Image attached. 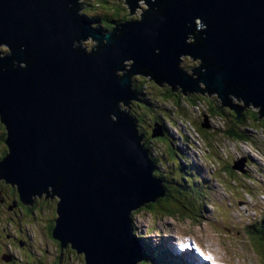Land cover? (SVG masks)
Here are the masks:
<instances>
[{
  "label": "water",
  "instance_id": "95a60500",
  "mask_svg": "<svg viewBox=\"0 0 264 264\" xmlns=\"http://www.w3.org/2000/svg\"><path fill=\"white\" fill-rule=\"evenodd\" d=\"M137 1L125 0L127 9ZM145 6L99 34L76 0H0L9 50L0 55V179L27 205L32 195L57 196L52 235L86 264L143 261L148 242L133 232L131 211L166 191L128 114L129 101L140 102L133 74L184 95L215 93L214 107L234 109L235 119L252 103L264 118V0ZM182 55L200 64L185 71Z\"/></svg>",
  "mask_w": 264,
  "mask_h": 264
},
{
  "label": "rangeland",
  "instance_id": "374dc122",
  "mask_svg": "<svg viewBox=\"0 0 264 264\" xmlns=\"http://www.w3.org/2000/svg\"><path fill=\"white\" fill-rule=\"evenodd\" d=\"M81 1L76 0V3L80 4ZM108 1L114 2L115 0ZM108 6L110 8L112 5L108 3L106 7ZM119 6L122 8V13H127L133 19H139V15L146 10L145 0H138L133 11H128L125 0H120ZM91 10L92 14H99L104 9L96 5ZM82 12L87 14L84 10ZM199 23L200 19L196 18V29L201 28ZM186 41L193 42V38L188 37ZM1 46L3 48L0 49H5L3 52L8 53V47ZM181 57L180 67L183 70V66H186L189 71L192 67H197L200 64L197 61L198 58L193 60L189 55ZM140 76L141 80L147 81V77ZM145 85L150 89L149 85ZM155 86L157 85L155 84ZM155 89L152 92H156ZM149 98L153 103L155 99L158 101L164 99L162 96L158 97L152 94L149 95ZM132 104L134 105L133 110L137 112L139 118L148 122V127L144 122H139L140 126L137 128L139 133V130L142 132L146 130L150 136L154 132L162 133L163 127L168 131L169 139L152 137L154 141L148 138L149 144L144 143L143 139L140 142L146 145L145 149L156 165L153 174L155 176V173L161 174L164 180L162 183L167 182L168 185L165 186V194L155 200L161 198L158 202H162L163 208H166L169 201L163 197L171 192L175 207L173 216L161 214L163 208L156 207L154 211L146 209L145 206L148 202L138 209H133L131 211V214L134 213L131 215L133 232L137 235H144L149 243H160L175 253L183 252L181 249L186 245V242L190 241L188 244L194 253L192 251L182 253L186 256L189 264H197L198 260L200 264H260L257 256L263 259L264 254L256 247L254 240L249 238L247 241L248 238L242 229L248 222L250 223L251 220L264 214V128L255 129L252 132L253 141L244 144L232 141L220 131L214 134L212 127L216 128L219 123L214 117L208 116L207 111L203 112L201 106L183 104L179 110H175L170 105L164 104L162 106L153 104L152 109H148L146 105L143 106L136 100H133ZM149 113H160L161 118L156 122L162 124L155 123ZM189 121L201 125L207 123L205 130L211 132L204 135L202 139H198ZM185 126L187 127L186 132L180 137L176 130L180 127L184 130ZM170 143L176 150V156L170 153ZM234 163L235 166L245 167V173L239 172L237 167V171L234 170L235 173L232 175L227 173V169ZM194 197L201 210L200 220L196 221L191 220V217L186 214L188 211L183 210L182 206L186 204L188 198ZM50 206L51 209L42 208L41 217L36 220L38 224L44 221V225H49L50 221L55 218L51 198ZM180 212H182L181 215ZM26 231L29 235L37 237L34 225H29ZM178 247L179 249H177ZM254 248L257 253L254 252ZM49 249L51 250L50 247ZM21 255V263L44 264L33 255L31 258L27 256V259L24 253L21 252ZM145 264L156 263L146 262Z\"/></svg>",
  "mask_w": 264,
  "mask_h": 264
},
{
  "label": "trees",
  "instance_id": "16d2710c",
  "mask_svg": "<svg viewBox=\"0 0 264 264\" xmlns=\"http://www.w3.org/2000/svg\"><path fill=\"white\" fill-rule=\"evenodd\" d=\"M108 3H110L112 5L110 8H109V6L106 7V5H108ZM119 4H120V0H115L114 2H109L108 0H82L79 5L81 6V8L84 6V9H82V11L84 10L87 14H89V15H87V14L86 15L89 16V18L93 19L94 28L97 31L107 33V32H112L115 27H119V24L122 23L123 21L131 19L127 13H122V10H121L122 8H121V6H119ZM96 5L102 7L104 10H101V13H99V14H94V13L92 14L93 11L91 9H92V7L93 8L96 7ZM128 11H129V9H128ZM0 51L3 52L4 50L0 49ZM197 61L200 62L199 60H197ZM183 68L185 71H187L186 66H183ZM193 68L194 67H192V69ZM150 80L151 81L141 80V76H139V75H134L133 79L131 80L132 87L137 92V96L140 98V101H141V102H139V101L138 102L141 103L143 106L146 105V107L148 109H152L153 104H156L158 106H160V105L162 106L163 104L164 105H170L175 110H179V107H182L183 104H186L188 106H195V105L201 106L203 112L207 111L208 116L214 117L217 120V122L219 123V126H216V128L214 125H213L214 127H212V129H213L212 132H214V134L220 131L221 134L227 136L232 141L243 142L244 144L249 143L250 141H253L252 140V136H253L252 132L255 129H258V127L264 128V118L258 117V110L253 109V107H249V108L246 107L241 112V116L238 119H235L237 117V113L234 112L233 110L227 108L226 106H222L218 110L214 107V105L216 107H218V104L215 101L217 99V96H216L217 94H215V93L211 94L209 96L206 92H203V94H201L199 91H197V93L194 91L192 93L189 92L186 95H184L180 91L179 92L171 91V87L168 86L166 83H163L162 84L163 86H159L152 79H150ZM145 84H147V86L149 85L150 89L146 88ZM155 84L157 86H155ZM155 87H157L158 90L155 89ZM153 89H155L156 92H152ZM150 94L156 95L158 97L162 96L164 99L162 101H158L155 99L154 103H153L152 100L149 98ZM133 107H134V105L132 106V108ZM163 110H165V109L163 108ZM159 114L149 113L151 119H153L155 121V123L162 124L161 122H156L158 119L161 118V116ZM189 124H190L191 128L196 132L198 139H202V137H204V135H207L209 132H211L209 130H205V126L201 125L200 123L197 124L193 121H189ZM139 131L142 132L141 130H139ZM151 131H152V128H151ZM162 131H163L161 133L162 135L154 136L153 138L165 139V137H166L167 139H169L167 129L165 127H163ZM144 132L146 133V130ZM5 136H6L5 126L3 125V123L0 120L1 156L2 155L4 156L6 154V151H7V147H6V143H5V139H4ZM148 138L152 139V135L151 134H150V136L148 135ZM147 144H149V143H147ZM170 146H171L169 149L170 153L174 154V156H176V150L174 149V147L172 146L171 143H170ZM153 166L156 169V165L154 164ZM227 170H228L227 173L229 172L230 175H232V173H235L234 170H236V169H234L233 167H230ZM155 174H156V176H158L159 179L164 181L163 176L161 174L160 175L157 173H155ZM164 185L167 187L168 186L167 182H165ZM12 186H15V185H12ZM246 188H248V187H246ZM15 189H16V187H15ZM16 192L19 195L17 189H16ZM32 196H35V195H32ZM32 196H31V198H32ZM163 198L169 201L168 206L166 208H163L162 202H158V200L160 201L161 198H159L156 202L148 203L145 206V208L148 210H151V211H154L156 209V207L163 208V210H162L163 212H161V214H163V215L168 214V215L173 216V214L175 213V207H174V203H173L174 198H173L172 193L168 192L167 196L163 197ZM34 199H35L36 203L41 202L40 197H35ZM51 199H52V203H53V209H56V211H55V219H56L58 197L54 196ZM185 203L186 204H184V205L186 207L184 205H182L183 210L188 211V213L186 212V214L189 217H191V220L192 219L194 221L200 220L199 213L201 212V210H200V206H198L196 203V198L195 197L194 198H188ZM22 204H24V203L22 202ZM30 205H32V204H30ZM33 205L35 206L34 210L36 211L37 215L39 217H41L40 207H39L38 203L33 204ZM45 207L49 208V209L51 208L50 199L47 200ZM132 214H134V213H132ZM179 214L181 215L182 212H180ZM55 219L48 226L49 227L48 228V234L51 236V238H53L55 241L58 242L57 246H58L59 251L61 249H63V247H64V250L67 249V255L69 257L70 263L86 264L84 261L83 255L81 253H78L76 251V249L72 248L70 243H66V244L62 245L60 241L56 240L53 237L52 231L54 229ZM251 221L252 222H250V223L248 222L249 224L247 223V225L245 227H243L242 232L245 234L246 238H248L247 241H249V238L251 240H254L256 247L264 254V214L262 216L259 215L257 219L255 218ZM139 237H144V235H140ZM145 240L148 242L147 238ZM254 252L257 253V250L255 248H254ZM71 255H73V257H75L76 259L71 260ZM143 255H144V260L139 262L138 264H145L146 262H148V263L149 262L150 263L155 262L156 264H187L185 255H180V256L177 254L172 255L171 253H169L168 249L166 247H164L163 245H161L160 243L159 244H152V243L148 242L147 246L143 247ZM257 260L258 261L260 260L259 261L260 264H264V257H263V259H260L259 256H257Z\"/></svg>",
  "mask_w": 264,
  "mask_h": 264
},
{
  "label": "flooded vegetation",
  "instance_id": "af4514ba",
  "mask_svg": "<svg viewBox=\"0 0 264 264\" xmlns=\"http://www.w3.org/2000/svg\"><path fill=\"white\" fill-rule=\"evenodd\" d=\"M147 80L150 81L149 79ZM132 105L131 102L128 112L135 119L137 125L140 126L139 122H145L146 127H148V122L143 118H139L137 112L133 110ZM140 133L144 136V143H148L147 131L146 133ZM1 157L3 155L1 156L0 151ZM15 187L11 183H6L4 179H0V264H24L21 263V252L24 253L26 259L27 256L31 258L33 255L44 264H71L67 255V249L64 250L63 247L59 251L58 242L48 234L49 225H44V221L41 224H38L36 221L39 219V216L34 210L35 206L33 204L38 203L41 214L42 208L48 209L45 207L47 200L53 197L42 193L41 195L32 196V205L22 204ZM35 197H40L41 202L36 203ZM53 210L56 211V209ZM54 219L50 221V224ZM29 225H34L37 237L28 234L26 230ZM72 259L76 258L71 255Z\"/></svg>",
  "mask_w": 264,
  "mask_h": 264
},
{
  "label": "bare ground",
  "instance_id": "6f19581e",
  "mask_svg": "<svg viewBox=\"0 0 264 264\" xmlns=\"http://www.w3.org/2000/svg\"><path fill=\"white\" fill-rule=\"evenodd\" d=\"M78 4V3H77ZM79 5V4H78ZM79 7H80V9H82L81 8V6L79 5ZM81 12H82V10H81ZM83 14V16L84 17H88L89 18V16H87L86 14H84V13H82ZM95 32L96 33H99V34H104L103 32H100V31H97L96 29H95ZM0 48H3L1 45H0ZM5 54V52H1L0 51V55H4ZM134 75H136V74H133L132 76H131V80L133 79V76ZM139 76L141 75V74H138ZM143 76V75H142ZM144 77H146V76H144ZM132 89H133V87H132ZM134 90V89H133ZM135 91V90H134ZM179 91H181V87H178L177 88V90H176V92H179ZM136 92V91H135ZM182 93V92H181ZM188 93V91H186V94ZM136 94H137V92H136ZM183 94V93H182ZM217 96V95H216ZM137 98L140 100V98L137 96ZM133 100H135V99H133ZM133 100H131V101H129V103H128V107L130 106V104H131V102L133 101ZM137 101V100H136ZM227 107V106H226ZM249 107H253V105H252V103H249V105H248V107L247 108H249ZM227 108H229V107H227ZM246 107H244V109H245ZM230 109V108H229ZM244 109H242L241 111H240V116H241V112L244 110ZM231 110H233L234 111V109H231ZM235 112V111H234ZM128 114H129V116L133 119V121L135 122V125H136V127L138 128V125H137V122L135 121V119L131 116V114L128 112ZM205 120H207V118H205ZM207 122V121H206ZM205 124H207V123H204V124H202L203 126H205V127H207V125H205ZM186 126H185V129L183 130L181 127L178 129V130H176L177 131V134L180 136V137H182L183 135H184V133L186 132ZM140 135H141V133H140ZM158 135H162L160 132H154L153 134H152V137H154V136H158ZM142 139H144V136L142 135ZM246 161H247V159L246 158H244ZM246 164V163H245ZM234 169H236L237 170V168L239 169L238 171L239 172H242V173H245V167H240V166H235V163H234ZM232 166V167H233ZM154 167V166H153ZM237 167V168H236ZM159 179V178H158ZM159 180H161V179H159ZM162 181V180H161ZM165 186V185H164ZM134 227V226H133Z\"/></svg>",
  "mask_w": 264,
  "mask_h": 264
},
{
  "label": "clouds",
  "instance_id": "9594fccd",
  "mask_svg": "<svg viewBox=\"0 0 264 264\" xmlns=\"http://www.w3.org/2000/svg\"><path fill=\"white\" fill-rule=\"evenodd\" d=\"M138 236H140V235H138ZM72 264V263H71Z\"/></svg>",
  "mask_w": 264,
  "mask_h": 264
}]
</instances>
